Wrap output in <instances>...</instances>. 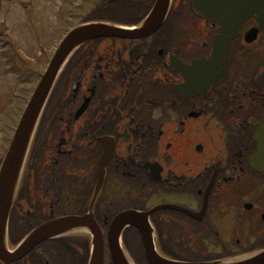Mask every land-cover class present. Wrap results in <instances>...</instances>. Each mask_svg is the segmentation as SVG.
Instances as JSON below:
<instances>
[{"label": "flooded vegetation", "instance_id": "1", "mask_svg": "<svg viewBox=\"0 0 264 264\" xmlns=\"http://www.w3.org/2000/svg\"><path fill=\"white\" fill-rule=\"evenodd\" d=\"M155 2L51 4L55 15L63 6L70 26L109 21L132 27ZM12 4L29 10L28 1L0 0V11ZM33 10L24 23L34 36L47 33L42 13ZM257 26L254 16L245 19L228 42L224 65L216 50L220 26L194 12L191 0H170L149 35L101 36L81 45L40 115L3 255L50 220L90 217L103 238L104 264H113L107 241L113 219L160 205L169 208L155 211L149 222L155 246L167 258L208 262L264 250V171L257 168L256 139L264 129V30ZM3 54L24 69L16 50ZM26 84L19 82L24 89ZM7 144L0 141V159ZM127 230L138 235L126 226L121 238ZM122 246L134 264H145L140 242L139 257ZM91 249L90 230L78 226L20 258L0 257V264H88Z\"/></svg>", "mask_w": 264, "mask_h": 264}, {"label": "water", "instance_id": "2", "mask_svg": "<svg viewBox=\"0 0 264 264\" xmlns=\"http://www.w3.org/2000/svg\"><path fill=\"white\" fill-rule=\"evenodd\" d=\"M169 1L156 0L148 16L137 28L128 29L108 23H88L75 27L60 43L19 120L0 165V246L4 241L9 211L38 116L63 63L76 48L96 37H138L153 33L162 23ZM191 3L194 12L220 26V33L216 37L220 38L217 42L220 47L216 50L221 65L225 63L228 42L237 36L246 18L255 14L258 27L264 30V0H191ZM256 30L247 33L248 38H254ZM256 139L260 154L257 168L264 171V158L261 160V155H264V129ZM165 207L169 206H160L148 212L128 210L113 219L107 233L108 249L113 264H130L119 242L121 232L126 226L138 229L148 264H264V250L211 262H182L161 256L155 249L148 218L153 212ZM78 226L87 227L92 234V250L88 264H104L103 238L90 217L71 216L50 220L33 230L8 257L20 258L36 244L67 233ZM2 250L0 247V257L8 258L3 255Z\"/></svg>", "mask_w": 264, "mask_h": 264}, {"label": "rangeland", "instance_id": "3", "mask_svg": "<svg viewBox=\"0 0 264 264\" xmlns=\"http://www.w3.org/2000/svg\"><path fill=\"white\" fill-rule=\"evenodd\" d=\"M22 1L30 3L28 6L29 10L26 12H23L19 5L16 4H12L10 10L0 11V24L3 25V36L10 37L14 43L19 42L20 50L27 56L24 70H17L11 62L4 65L3 62H6V58L3 57L2 53L8 49L0 45V141L4 140L5 143L8 142L6 137L11 135V129L16 124V115L19 114L23 107L25 101L23 98L29 96L34 83L38 80L36 70L41 73L44 71L45 63L55 41L68 26V24L66 26L63 25L65 22L64 18H67V15L64 17L63 6L59 14L55 15L56 9L51 4L52 0ZM31 5H33L32 8ZM31 9H34L33 11L38 14L39 12L42 13L43 20L47 24V33L44 31L40 34L39 32L37 36H34V28H30L28 23H24L26 17L24 15H28ZM97 17L100 19L101 14H98ZM0 42H2V38H0ZM22 80L27 81L25 90L19 88V82ZM14 95L18 96L19 99L15 98ZM10 114L12 118L9 116ZM137 236L133 231L127 230L122 237V242L135 257L140 256ZM139 264H143V262L140 261Z\"/></svg>", "mask_w": 264, "mask_h": 264}, {"label": "trees", "instance_id": "4", "mask_svg": "<svg viewBox=\"0 0 264 264\" xmlns=\"http://www.w3.org/2000/svg\"><path fill=\"white\" fill-rule=\"evenodd\" d=\"M116 21V20H115ZM126 23V22H125ZM130 23V22H129Z\"/></svg>", "mask_w": 264, "mask_h": 264}]
</instances>
